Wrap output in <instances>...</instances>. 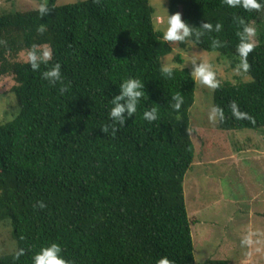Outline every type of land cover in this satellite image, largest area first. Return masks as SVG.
<instances>
[{"label": "trees", "instance_id": "1", "mask_svg": "<svg viewBox=\"0 0 264 264\" xmlns=\"http://www.w3.org/2000/svg\"><path fill=\"white\" fill-rule=\"evenodd\" d=\"M48 3L44 17L37 8L0 14V76H12L18 108L0 122V223H9L14 242L0 254V264H32V255L53 241L74 264H156L161 256L174 264H201L194 258L183 192L195 160L188 114L195 78L182 67L181 55L171 77L162 73L161 59L189 41L229 55L234 66L241 62L239 19L263 21L264 6L168 0V14L180 12L194 33L185 41H165L153 25L149 0ZM205 23L222 27L208 31ZM40 24L47 25L44 33L37 31ZM34 44L53 50L49 65L37 71L15 60ZM56 62L63 79L53 85L42 72ZM247 63L249 80H223L214 89L220 129H264V34ZM129 77L142 81L145 94L125 125L105 134L99 128L111 123V98ZM177 93L183 97L179 111L171 107ZM152 107L158 118L149 122L143 112ZM40 201L46 206L34 207ZM14 247L25 249L16 261Z\"/></svg>", "mask_w": 264, "mask_h": 264}, {"label": "rangeland", "instance_id": "2", "mask_svg": "<svg viewBox=\"0 0 264 264\" xmlns=\"http://www.w3.org/2000/svg\"><path fill=\"white\" fill-rule=\"evenodd\" d=\"M77 1L83 0H56V5ZM39 3L40 0H0V14L36 9ZM149 3L154 10L153 25L162 32L166 28L168 0ZM250 26L256 29L252 37L256 44L264 34V20L252 21ZM26 54L27 51L20 52L15 60L25 61ZM177 54L184 59L182 67L192 73L195 65L207 60L219 81L250 79L246 72L236 71L240 61L232 66L229 55L202 50L189 41L184 48L175 47L164 55L163 66H176ZM14 83L11 75L0 76V122L12 119L18 111L10 90ZM213 93L214 89L195 78L194 102L188 110L195 160L183 181L194 258L201 264H208L210 259H226L229 264H264V129H220ZM9 233V223H0V254L14 245Z\"/></svg>", "mask_w": 264, "mask_h": 264}, {"label": "clouds", "instance_id": "3", "mask_svg": "<svg viewBox=\"0 0 264 264\" xmlns=\"http://www.w3.org/2000/svg\"><path fill=\"white\" fill-rule=\"evenodd\" d=\"M225 2L231 6H241L245 9H260L264 6V0H225ZM38 14L41 17L48 15L51 11L49 7L48 0H40V3L37 6ZM239 24L242 26L241 30L238 31L237 35L240 38L238 44V53L241 58V62L238 65L236 71L247 72L249 69V64L247 63V56L255 47V44L252 40V37L255 35L256 29L253 26H250L244 22L242 18L239 19ZM222 25L217 23L215 28L213 24L205 23L203 25L204 30L208 31H220ZM159 29L160 26L157 25ZM47 30V25L40 24L37 27V31L44 33ZM163 40L165 41H185L187 37L194 33V29L190 28L186 20L181 18L180 12H175L173 14H168L166 18V28L162 29ZM202 31H195V35L199 37L202 35ZM218 41H214V46H218ZM53 50L50 46H38L33 45L31 49L27 52L26 57L24 58L25 63H28L33 71H37L41 68V65H49L52 61ZM195 63V60H193ZM172 64H166L162 66V73L171 77L173 73ZM194 77L200 81V83L209 86L212 89H215L219 86L220 81L216 78V71L214 70L211 63L207 60L199 63L194 66L193 69ZM42 77L46 79L50 84H57L61 82L62 72L61 64L56 62L50 67H47L46 70L42 72ZM66 89L61 87L60 91L64 92ZM144 84L138 78L129 77L122 81L119 85V92L111 98V107L109 109V119L110 124H104L99 129L105 134H114L117 130V126H124L125 122L137 112L138 105L141 98L144 96ZM174 103L171 104V107L179 111L183 104V97L177 93L172 97ZM239 115V113H237ZM143 117L145 120L151 122L158 118V109L152 107L143 112ZM44 208L46 205L43 201L38 202V205L34 207ZM63 249L61 245L55 241L50 242L45 246H41L39 251L35 252L32 257V264H74V261L67 259L63 254ZM25 254V249L22 247H14L11 255L14 261L19 260L21 256ZM156 264H174V261L170 260L167 256H161Z\"/></svg>", "mask_w": 264, "mask_h": 264}]
</instances>
